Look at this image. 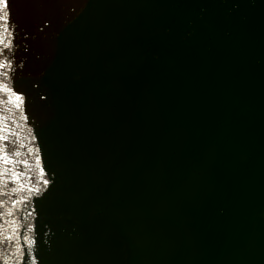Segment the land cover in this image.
<instances>
[{
    "label": "water",
    "instance_id": "water-1",
    "mask_svg": "<svg viewBox=\"0 0 264 264\" xmlns=\"http://www.w3.org/2000/svg\"><path fill=\"white\" fill-rule=\"evenodd\" d=\"M0 5V264H264V0Z\"/></svg>",
    "mask_w": 264,
    "mask_h": 264
},
{
    "label": "snow or ice",
    "instance_id": "snow-or-ice-1",
    "mask_svg": "<svg viewBox=\"0 0 264 264\" xmlns=\"http://www.w3.org/2000/svg\"><path fill=\"white\" fill-rule=\"evenodd\" d=\"M0 5H2L3 8H7V6H8L7 0H0Z\"/></svg>",
    "mask_w": 264,
    "mask_h": 264
}]
</instances>
